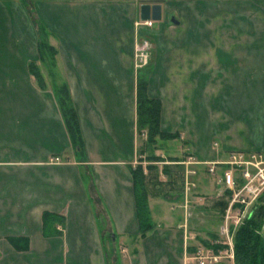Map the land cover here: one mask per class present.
Listing matches in <instances>:
<instances>
[{"label":"crops","instance_id":"1","mask_svg":"<svg viewBox=\"0 0 264 264\" xmlns=\"http://www.w3.org/2000/svg\"><path fill=\"white\" fill-rule=\"evenodd\" d=\"M249 1L0 0V264H190L217 238L225 166L212 175L204 163L264 151V0ZM145 3L162 7L151 27L137 25ZM37 22L57 49L53 79L69 86L82 150L72 145L55 81L41 67V89L31 75L30 63H40ZM144 35L156 44L148 93L162 102V130L181 143L154 169L139 154L136 125ZM204 90L213 113L224 101L229 111L200 114ZM139 164L153 224L145 234L132 175ZM45 212L65 218L60 235H44Z\"/></svg>","mask_w":264,"mask_h":264},{"label":"trees","instance_id":"2","mask_svg":"<svg viewBox=\"0 0 264 264\" xmlns=\"http://www.w3.org/2000/svg\"><path fill=\"white\" fill-rule=\"evenodd\" d=\"M39 34V54L41 62L48 60L52 69L56 66L57 49L50 43V33L39 22H37ZM151 66V65H150ZM31 75L35 78L41 89H46L47 85L42 75L41 68L37 63L32 62L29 65ZM147 67V66H145ZM153 67L141 68L137 72L136 88V106H137V132L139 138L145 136V141L139 149V154L143 155L148 149L153 147L157 149L159 141H172L180 137L179 133L164 132L161 128L162 102L159 98L151 97L148 93L149 79ZM55 76V75H54ZM53 90L58 102L59 109L65 121L68 133L72 140V145L76 149L82 150L83 138L80 128L78 114L70 94L67 83H57L55 81ZM151 162L162 161V158L155 156L154 153L147 156ZM142 161V160H141ZM148 169H154L151 165ZM165 170V166H164ZM136 189V203L140 219L142 234H145L153 224L150 220V211L148 207V195L145 185L146 174L143 164L137 165L132 170ZM229 195V193H227ZM264 193L261 195V197ZM227 197V196H226ZM261 197L253 209V214L247 218L244 223L235 231V252L236 264H264V205H260ZM228 202H223V213ZM44 235L46 237L57 236L61 234L58 225L65 224V218L45 212L43 214Z\"/></svg>","mask_w":264,"mask_h":264},{"label":"built area","instance_id":"3","mask_svg":"<svg viewBox=\"0 0 264 264\" xmlns=\"http://www.w3.org/2000/svg\"><path fill=\"white\" fill-rule=\"evenodd\" d=\"M137 25L151 27L153 21L141 20ZM142 43L143 47H147L146 41ZM140 45V43L136 44V56L144 63L137 67L145 64L147 57ZM197 164L202 163L197 162ZM204 164L208 165V172L212 175L216 174L219 166H225L223 177L218 180V184L222 194L229 193L228 205L223 215L219 237L210 244L199 246L190 256V264H227L228 261L225 259L234 258V230L251 216L264 193V152H233L226 162ZM187 185L189 188L193 186L189 183ZM216 246H222L219 252L215 250Z\"/></svg>","mask_w":264,"mask_h":264},{"label":"rangeland","instance_id":"4","mask_svg":"<svg viewBox=\"0 0 264 264\" xmlns=\"http://www.w3.org/2000/svg\"><path fill=\"white\" fill-rule=\"evenodd\" d=\"M210 1H212V0H210ZM215 2H216V0H214ZM231 1V4L232 5H234V4H236V5H238L239 3H241V4H244V2H246V4L249 6V5H251V2L249 1V0H230ZM251 15V16H250ZM253 16H254V12L252 13V11H249L248 12V17H250L249 19H253ZM140 22V21H139ZM144 41H146L147 42V47L146 46H144L143 47V43L142 42H144ZM137 43H140L141 45V48H143V53H145L146 52V63L145 64H143L141 67H137L138 65H140L141 63H144V62H142L141 61V58L139 57H137L136 56V54H135V56H136V69H137V72H138V70H140L141 68H148V67H153V58H155V53H156V44L154 43V41H153V37L152 36H150V35H144V37H142V39L140 40L139 39V41L137 42ZM200 50L201 49H203L201 52H200V54H202V57H205L206 56V54H208L207 53V51H206V49L205 48H203V46H201L200 45V48H199ZM144 60V59H143ZM48 60H45L44 62H41V60H40V63H38V66H40V68L42 67L43 68V71H44V73L46 74V76L48 77V80H50V82H51V85H52V83L55 81V79H53V76L56 74L55 73V71H54V69H52V66L50 65V63L49 62H47ZM141 61V62H140ZM151 65V66H150ZM145 66H147V67H145ZM44 80H45V78H44ZM46 83V82H45ZM55 83V82H54ZM54 85V84H53ZM220 88V86H217V87H215V89H219ZM208 89V88H207ZM217 92V91H216ZM215 96L217 95V94H214ZM211 96H212V94L211 93H209V91L208 90H204L203 92L201 91L200 93H199V98H200V101H199V111H200V114H202V113H207L208 112V114H209V116H213L214 115V117H216V116H222V115H224V114H226L228 111H229V108H228V106H227V102H229V101H224V102H222V107L219 109V110H215V111H218V112H214L213 113V110H212V104H211ZM214 96V97H215ZM233 96H234V94L232 93V94H230V98H233ZM213 103V102H212ZM216 104L217 103H219V102H215ZM223 103H225V104H223ZM221 105V104H220ZM238 107V106H237ZM245 110H244V108H242L241 109V111H239L238 112V116L240 117V114L241 115H244V112ZM233 116V115H232ZM231 116V117H232ZM145 138V137H144ZM143 137L142 138H140L139 139V142H138V147H139V149L142 147V145H143V142L145 141V139H144ZM180 145V146H179ZM216 145L217 146H219V144L218 143H216ZM179 147H181V143L180 142H177V143H173L172 141H159V145H158V147L156 146V148L157 149H153V147H151L150 149H148V152H145L143 155H144V157H141L143 160H149V159H147L148 157V155L149 154H152V153H154V155L155 156H158V157H160V158H162V160H164V161H167V159H168V156L167 155H173L174 153H177L176 152V149L177 148H179ZM233 152H246V151H232L231 153H233ZM264 152V151H263ZM162 155L163 156H167L166 158H164V157H162ZM230 156V155H229ZM170 158V157H169ZM181 158V160L183 159L182 157H180ZM173 159V158H172ZM141 160V159H140ZM169 161H167V162H170V160L171 159H168ZM167 162H165L166 164H171V163H167ZM151 163H153V164H156L155 162H149V164L150 165H152ZM161 166H165V164L163 163H161ZM175 176H176V178H177V182L180 180V178H181V174L179 173V171L177 170V172L175 173ZM179 186V185H178ZM225 196H227V194H225ZM261 204H263L264 205V195L261 197V201H260V205ZM251 214H253V211H252V213ZM203 216V214H201V213H199V217H200V220L199 219H197V221H196V226H198V227H200L201 226V218H203L202 217ZM210 216L212 217V219H213V216L210 214ZM208 220H209V218H208ZM197 224H199V225H197ZM237 229H235L234 230V237H233V240H235L234 238H235V231H236ZM219 234H220V231H217V237H219ZM216 239V238H215ZM222 248V246H216L215 247V250L217 251V252H219L220 251V249ZM225 248V246L223 247V249ZM226 248H228L227 246H226ZM229 249V248H228ZM225 261H228L227 262V264H236V252H235V243H234V258L232 259V258H229V259H225Z\"/></svg>","mask_w":264,"mask_h":264},{"label":"water","instance_id":"5","mask_svg":"<svg viewBox=\"0 0 264 264\" xmlns=\"http://www.w3.org/2000/svg\"><path fill=\"white\" fill-rule=\"evenodd\" d=\"M162 18V7L160 4L145 3L141 6V19L142 21L154 20L159 21ZM172 22L178 24L179 22L175 17L171 18ZM264 237V229H263Z\"/></svg>","mask_w":264,"mask_h":264}]
</instances>
